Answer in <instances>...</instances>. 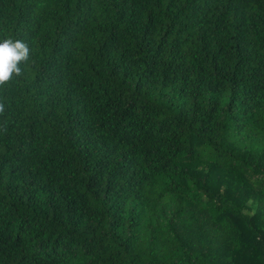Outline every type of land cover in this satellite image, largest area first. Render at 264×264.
<instances>
[{"label":"trees","instance_id":"1","mask_svg":"<svg viewBox=\"0 0 264 264\" xmlns=\"http://www.w3.org/2000/svg\"><path fill=\"white\" fill-rule=\"evenodd\" d=\"M0 264H264V0H0Z\"/></svg>","mask_w":264,"mask_h":264},{"label":"clouds","instance_id":"2","mask_svg":"<svg viewBox=\"0 0 264 264\" xmlns=\"http://www.w3.org/2000/svg\"><path fill=\"white\" fill-rule=\"evenodd\" d=\"M29 46L22 40L6 38L0 41V86L6 85L13 76L22 75L21 62H29ZM5 110L0 103V113Z\"/></svg>","mask_w":264,"mask_h":264}]
</instances>
